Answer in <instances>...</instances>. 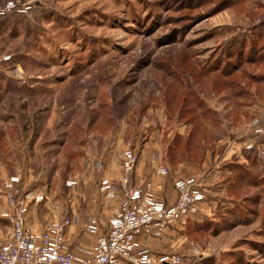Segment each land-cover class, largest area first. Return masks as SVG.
I'll return each instance as SVG.
<instances>
[{
  "label": "rangeland",
  "instance_id": "obj_1",
  "mask_svg": "<svg viewBox=\"0 0 264 264\" xmlns=\"http://www.w3.org/2000/svg\"><path fill=\"white\" fill-rule=\"evenodd\" d=\"M9 2L31 7L0 17V237L9 230L7 182L59 203L68 174L89 185L78 188L89 203L101 198L98 176L74 175L88 123L106 112L97 130L112 132L94 136L98 148L118 138L143 149V167L152 160L178 179L206 178L207 188H196L199 212L178 222L165 253L181 264H264L259 138L247 148L249 122L264 119V33L251 32L264 27V0L0 5ZM241 36L252 38L228 55Z\"/></svg>",
  "mask_w": 264,
  "mask_h": 264
},
{
  "label": "built area",
  "instance_id": "obj_2",
  "mask_svg": "<svg viewBox=\"0 0 264 264\" xmlns=\"http://www.w3.org/2000/svg\"><path fill=\"white\" fill-rule=\"evenodd\" d=\"M30 1L33 4L40 2ZM30 7L29 4L9 2L0 5V17L12 12H26ZM248 128L252 138L247 141V148L253 146L254 138H259L256 153L264 160V119L261 123L253 119ZM138 159L137 148L127 143L114 159L119 166L118 178L115 181L99 180V190L106 198L119 193L121 199L107 230L95 236L92 249L84 257L77 256L66 245V227L75 219L64 216L42 230L33 229L26 223L29 194L18 183L7 182L4 217L9 230L0 237V264H181V256L177 253L153 257L148 241L199 212L201 196L196 188L200 184L193 178L175 180L176 200L166 205L154 199V190L159 189V185L151 181L134 182ZM158 172L165 175L167 169L161 167ZM89 227L93 229L92 225ZM137 236H142V243L136 241Z\"/></svg>",
  "mask_w": 264,
  "mask_h": 264
},
{
  "label": "crops",
  "instance_id": "obj_3",
  "mask_svg": "<svg viewBox=\"0 0 264 264\" xmlns=\"http://www.w3.org/2000/svg\"><path fill=\"white\" fill-rule=\"evenodd\" d=\"M88 129L90 128L88 127ZM110 131L112 132V130L98 131L95 128H91V130H88V134L85 136L86 150L82 159L84 162L82 163V166L80 168V173H77L74 176L80 175L86 178L94 175L98 176L100 179L107 178L110 181H115L118 178L119 166L114 162L115 158L113 157V155L117 151L120 152L128 142L124 143L118 138L117 140L112 139L111 141H108L102 148H98L99 144L94 143V138L97 135H101L103 132L107 133ZM150 141L151 140H147L144 143V146L147 147L148 145L152 144V142ZM155 151L156 149L154 150V152ZM144 155L145 154L142 149V151L139 152L138 163L133 174L134 182L137 184L143 181H151L154 184L159 185L160 188L154 190V199L166 205L173 204L177 196L176 191L173 187V183L176 179H178V176H171L172 174L169 172L170 170L168 166L165 165V163H161L162 161L160 162V167H165L167 169V174L165 175L158 172L159 167L154 166L151 163L152 160L148 162V165H145L143 167L141 165V160L143 159L142 157ZM228 155V153L222 155L223 157L221 158V160L212 166V171L214 173H217L220 170L224 169L225 163L222 162V159L224 157L226 158ZM150 157L151 155L149 154L148 158L150 159ZM163 157L165 158L166 156L161 155V152H158V158L161 160L163 159ZM37 175L41 177L40 172ZM64 177L67 178V184L69 183L70 185L68 184L67 186L66 184L63 188V194L60 193L62 198V202H60L63 203L62 205L64 209L63 215L71 216L73 219H75V222L73 224L66 227V245L70 250L74 251L77 256L84 257L92 249L95 236L107 230L109 221L115 215L119 207V200L121 198L119 196V193H116L117 195H115V197L113 198H106L105 196L101 195L100 199H95L93 200V202L91 201V203H89L90 199L88 198V195L86 197L85 194H83V191L78 192V188H81L86 192L89 185L87 186L84 184L79 187L77 186L78 182L73 181L72 175L67 174L64 175ZM204 178L205 176L202 174L200 176L199 182L200 185L206 189L208 185L206 186V184H202ZM81 181L84 183V178ZM77 194H79V199L77 197ZM82 197L84 198L82 199ZM60 202H52L51 198L48 200L40 201L39 197L36 196L35 198H29L28 208L26 212L27 225L35 230H42L51 222L64 217L59 213L61 212L60 206H58L61 205ZM90 205L92 206L90 207ZM177 224L178 222L171 225L170 227L165 229L159 236H153L149 238L148 248L153 257L157 258L163 256V254L165 253L164 249L167 245L166 240L170 239V235L174 236V229L179 226ZM91 225L93 226V229L89 227ZM142 240V236H137L136 241L139 244L142 243Z\"/></svg>",
  "mask_w": 264,
  "mask_h": 264
},
{
  "label": "trees",
  "instance_id": "obj_4",
  "mask_svg": "<svg viewBox=\"0 0 264 264\" xmlns=\"http://www.w3.org/2000/svg\"><path fill=\"white\" fill-rule=\"evenodd\" d=\"M35 5H37V3ZM251 32L253 33L254 36L259 37V36H261L264 33V27L263 26H259V27L253 28V30ZM248 38H252V37L241 36L239 39H237L235 37L234 39H231L229 41L228 46L230 47V49H231V47H233L232 49H234L235 46H237L240 49L243 46V44L246 43V40H248ZM251 49H252V47H251ZM232 53H233V50L232 51L229 50L228 55H230ZM96 115H97V113H96ZM105 118H107V113L106 112L99 113L98 114V120L88 123V127L89 128L100 129V130L101 129H105V128H103L104 126L102 127V125H101V122H102L101 120H103Z\"/></svg>",
  "mask_w": 264,
  "mask_h": 264
}]
</instances>
